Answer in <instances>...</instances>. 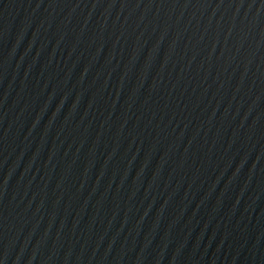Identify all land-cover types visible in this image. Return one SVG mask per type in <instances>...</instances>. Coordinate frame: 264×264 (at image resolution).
<instances>
[{"label":"water","instance_id":"1","mask_svg":"<svg viewBox=\"0 0 264 264\" xmlns=\"http://www.w3.org/2000/svg\"><path fill=\"white\" fill-rule=\"evenodd\" d=\"M0 264H264V0H0Z\"/></svg>","mask_w":264,"mask_h":264}]
</instances>
